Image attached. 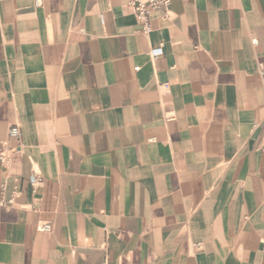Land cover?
Wrapping results in <instances>:
<instances>
[{
  "label": "crops",
  "instance_id": "obj_1",
  "mask_svg": "<svg viewBox=\"0 0 264 264\" xmlns=\"http://www.w3.org/2000/svg\"><path fill=\"white\" fill-rule=\"evenodd\" d=\"M152 24L129 0H0V149L22 132L0 264H264V0Z\"/></svg>",
  "mask_w": 264,
  "mask_h": 264
},
{
  "label": "built area",
  "instance_id": "obj_2",
  "mask_svg": "<svg viewBox=\"0 0 264 264\" xmlns=\"http://www.w3.org/2000/svg\"><path fill=\"white\" fill-rule=\"evenodd\" d=\"M171 0H129V6L132 8L136 20L140 27V32L147 36L153 31L152 15L156 11H161L165 16L168 15ZM254 44H257L255 41ZM159 50L151 51L153 59L157 58ZM139 68H137L138 70ZM260 76L264 86V67H261ZM22 149V132L18 125H13L8 131L7 139L0 149V164L8 166L11 164L14 156ZM32 182H37L36 175L32 178ZM15 196L10 200V204L15 201ZM38 230L47 232L51 230V225L47 222H41ZM105 264H108L106 261Z\"/></svg>",
  "mask_w": 264,
  "mask_h": 264
}]
</instances>
